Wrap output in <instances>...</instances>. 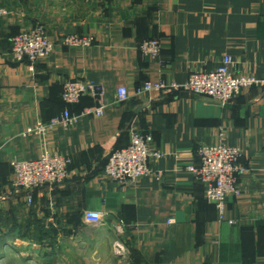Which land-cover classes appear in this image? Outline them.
<instances>
[{"label": "crops", "instance_id": "obj_1", "mask_svg": "<svg viewBox=\"0 0 264 264\" xmlns=\"http://www.w3.org/2000/svg\"><path fill=\"white\" fill-rule=\"evenodd\" d=\"M0 5L9 11L0 18L2 256L21 231L19 219H25L60 235V248L46 244L48 259L72 254L93 260L84 264H264V83L226 104L185 88L135 95L147 80L184 84L192 71L214 69L226 54L234 59L236 75L264 79V0H0ZM38 24L57 45L31 69L28 60L13 57L11 43ZM74 33L91 35L94 43L59 44ZM150 38L161 40L158 57L139 47ZM71 79L98 83L105 95L66 103L62 88ZM120 87L132 96L123 103L115 101ZM102 104H108L102 115L84 113ZM67 109L79 114L77 123L51 129L47 144L72 158L70 175L60 185L36 189L29 202L12 186L11 163L39 158L42 142L26 130ZM133 130L150 132L164 156L152 161V175L122 185L104 174V166L114 149L129 144ZM222 133L242 149L244 167L224 221L188 169L200 162L198 148L217 143ZM87 209L101 211L102 221H86ZM121 220L123 232L116 229ZM116 241L125 254L116 253Z\"/></svg>", "mask_w": 264, "mask_h": 264}, {"label": "built area", "instance_id": "obj_2", "mask_svg": "<svg viewBox=\"0 0 264 264\" xmlns=\"http://www.w3.org/2000/svg\"><path fill=\"white\" fill-rule=\"evenodd\" d=\"M9 11L0 5V18ZM94 43L91 35L67 34L59 44L64 47H89ZM57 42L54 41L42 24L35 25L15 35L11 43V53L18 61L28 60L31 69L44 59H47L55 50ZM140 49L146 56L158 57L162 51L159 38H150L140 43ZM234 59L230 54L224 55L222 63L211 70L198 69L190 73L187 81L180 84L176 81L147 80L135 92L136 96L152 91L185 88L198 95H205L229 103L244 89L264 83V79L252 75L238 76L233 71ZM101 97L105 95L102 85L84 79H71L63 84L62 98L66 103H77L82 97ZM132 96L127 89L120 87L115 95L117 103H123ZM108 104L95 108H88L84 113L102 115ZM79 114H74L68 109L48 121H39L26 130L27 135H37L43 145V152L37 159L16 158L12 161L13 180L12 186L17 191H24L27 200L32 201L33 192L41 187H55L66 181L70 175L72 158L68 154L56 152L47 144L48 133L56 126L69 127L77 123ZM199 164L188 165L194 179L205 187L207 199L214 203L219 212V220L227 219V199L230 195L239 193L238 174L244 170L240 162L242 149L228 143L221 134L217 143L201 145L198 150ZM164 153L159 149L150 132L133 130L127 146L114 149L109 155L104 167V174L122 185H135L143 177L152 175L155 171L151 168L152 161L163 158ZM84 218L91 223H100L103 214L99 210L87 209ZM233 222L232 219H228ZM125 222L120 221L116 229L123 232ZM117 254H125L126 248L120 242H115Z\"/></svg>", "mask_w": 264, "mask_h": 264}, {"label": "rangeland", "instance_id": "obj_3", "mask_svg": "<svg viewBox=\"0 0 264 264\" xmlns=\"http://www.w3.org/2000/svg\"><path fill=\"white\" fill-rule=\"evenodd\" d=\"M19 222L21 223L20 230L22 232L11 236L9 247L4 252L5 255L2 256V250L0 249V264H84L83 261H93L72 254L67 257L48 259L52 252L46 249L48 246L46 244L51 242L54 245L57 244V247L60 248V244L57 243L60 235L53 233L44 235L43 233H39L40 227H32L33 224H29V220L24 219L22 221L19 219ZM2 241L0 237V246L2 245ZM40 245L42 247L40 251L41 255L38 254Z\"/></svg>", "mask_w": 264, "mask_h": 264}, {"label": "trees", "instance_id": "obj_4", "mask_svg": "<svg viewBox=\"0 0 264 264\" xmlns=\"http://www.w3.org/2000/svg\"><path fill=\"white\" fill-rule=\"evenodd\" d=\"M108 160V159H107ZM107 163V162H106ZM106 165V164H105ZM105 167V166H104ZM10 220L12 221L13 220V222L16 224V220L15 219H13V218H10ZM30 223L29 224H33V222H31V221H29ZM40 227V232L39 233H43L44 235H47L48 233H45V228H42L40 225L38 226V228ZM42 228V229H41ZM20 232H22V231H20ZM29 233H31V232H29ZM1 237V236H0ZM43 238V237H42ZM1 239H2V237H1ZM3 242V241H2Z\"/></svg>", "mask_w": 264, "mask_h": 264}]
</instances>
